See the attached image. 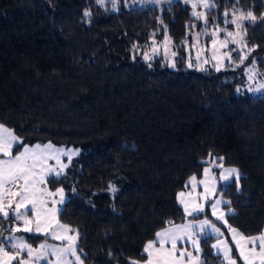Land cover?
Segmentation results:
<instances>
[{
  "label": "trees",
  "instance_id": "1",
  "mask_svg": "<svg viewBox=\"0 0 264 264\" xmlns=\"http://www.w3.org/2000/svg\"><path fill=\"white\" fill-rule=\"evenodd\" d=\"M216 2L210 32L234 31L223 22L234 5L264 14V0ZM192 11L184 0H0V123L26 143L81 149L50 184L66 193L59 220L78 232L84 264H128L165 221L184 222L177 193L209 153L241 171V190L222 191L229 225L264 230V95L243 88L237 52L216 70ZM245 24L264 67V22ZM214 240L201 241L206 264H221Z\"/></svg>",
  "mask_w": 264,
  "mask_h": 264
},
{
  "label": "snow or ice",
  "instance_id": "2",
  "mask_svg": "<svg viewBox=\"0 0 264 264\" xmlns=\"http://www.w3.org/2000/svg\"><path fill=\"white\" fill-rule=\"evenodd\" d=\"M97 3L102 5L104 0H97ZM184 3H191L192 18L196 21L203 20L205 25L209 23L210 10L218 6L216 0H195V2L184 0ZM236 3L238 4L239 0H236ZM198 7L207 11H197ZM84 15L89 16L90 13L85 11ZM229 15L232 17L230 20L227 19ZM223 17L224 24L233 25L234 31L217 25L215 31L204 33L212 37V59L217 61V71L223 67L225 59L234 62L233 51L238 54L239 64L249 59V55L255 49L248 46L246 39L248 28L245 22L250 25H255L258 21L264 22V14L257 17L252 10L244 12L235 5L233 11L231 13L225 11ZM221 32L225 33L223 39H220ZM165 41L170 42L168 37H165ZM229 44L237 47L222 52L221 49H227ZM145 59L151 57L145 55ZM256 63L257 61L253 59L251 66L245 70L249 81H254L259 75L255 68ZM248 90L264 91V83H258L255 88L249 86ZM77 154L78 150L57 148L51 143L43 145L37 143L30 146L24 143L14 130L0 123V222L11 219L20 223H16L9 231H22L45 237L44 242L38 247H33L23 236H5L0 240V264H41L42 261L45 264H84L78 252V232L70 225L61 223L57 218L62 211L57 205L65 203L64 189L60 187L51 191L48 188L50 181L58 183L59 178L66 175L65 170L69 168L73 156ZM62 157H67V163ZM224 159L209 153V158L200 162L206 165L203 167V178L197 179L195 174L190 176L184 187H190L191 190L178 192L176 199L183 207L184 214L192 217L203 213L205 204L211 201V215L227 225L237 255L233 254V248L228 240L220 238L224 233L212 220L193 219L183 224L167 220L164 226L155 232L154 237L144 244L138 254L140 258H127L128 264H206L200 255L202 253L200 245L201 240L206 243L207 239L211 238L216 240L211 248L216 250L215 255L221 257V264H239V262L264 264V230L257 235L247 236L231 227L226 219L227 215H234L230 206L231 201L222 198L213 199L218 191L226 190L233 183L237 191L241 190L240 171L234 167H224ZM49 161H55V164H50ZM214 170H219L218 177ZM198 186H203V192H197ZM110 188L112 192L117 191L111 185ZM57 196L58 200L55 199ZM221 205L227 206V212L220 210ZM49 238L60 241L61 244H49L47 243ZM186 243L191 245L192 250L185 246Z\"/></svg>",
  "mask_w": 264,
  "mask_h": 264
},
{
  "label": "rangeland",
  "instance_id": "3",
  "mask_svg": "<svg viewBox=\"0 0 264 264\" xmlns=\"http://www.w3.org/2000/svg\"><path fill=\"white\" fill-rule=\"evenodd\" d=\"M126 1H128V4L130 3V4H152V3H159V2H161V1H163V0H126ZM192 2H195V0H192ZM198 9V8H197ZM196 9V10H197ZM198 11H205V9L203 8L202 9V7H201V9H198ZM197 23H202V27L199 29V28H196V29H194V31L192 32V34L194 35V37H195V40H194V43H195V45L196 46H198V44H200L201 43V40L202 39H205L206 38V35L204 34L205 33V31H207V32H209L210 33V28H208V27H206V25H205V23L203 22V20H200V21H197ZM234 30H235V27H234ZM221 39V38H220ZM193 45V44H192ZM233 48H236L235 47V45H233V44H229L228 45V48L227 49H221V51L222 52H224V51H229L230 49H233ZM209 49H210V56L212 57V52H213V46H212V43H211V45H210V47H209ZM170 51V48H167L166 49V47H165V45H164V49L160 52V54L161 55H164L165 57H167V53ZM157 52L158 51H155L154 52V54H157ZM233 52H235V51H233ZM233 52H232V56H233ZM198 54H200V53H198ZM150 56V55H149ZM155 56V55H154ZM215 61V60H214ZM228 60L227 59H225L224 61H223V65L227 62ZM252 59L249 57V59L248 60H246V61H244V65H248V66H244V71L246 70V68H248V67H250L251 65H249V64H251L252 63ZM256 61H258V60H256ZM216 62V64H217V61H215ZM241 65H243V64H241ZM240 66V65H239ZM255 68H256V71L259 73V75L255 78V80L254 81H249L248 80V75H247V73H246V71H245V76H244V86H243V88H245L246 89V91L247 92H249V93H252V94H255V95H264V91H261V92H253V91H249L248 90V88H249V86H251L252 88H255L256 87V85L258 84V83H264V67H262L260 64H258L257 65V63H256V65H255ZM7 127V126H6ZM9 128V127H8ZM16 134V133H15ZM17 135V134H16ZM18 136V135H17ZM20 137V136H19ZM20 138H22V137H20ZM22 140H23V138H22ZM24 141V140H23ZM24 143H26V142H24ZM37 143H39V144H47V143H50V142H36V143H26V144H28V145H35V144H37ZM51 144H53V143H51ZM53 145H55V144H53ZM57 148H64V149H72V150H78V154L77 155H75V156H73V158H72V160L75 158V157H77L79 154H80V152H81V149L80 148H78V147H73V146H70V147H68V146H58V145H55ZM22 150V149H21ZM62 160L65 162V163H67V157H62ZM49 163L50 164H55V161H49ZM224 167H226V168H229V167H234V166H224ZM234 168H237V167H234ZM238 169V168H237ZM239 170V169H238ZM66 171V170H65ZM215 172H216V175H217V177L219 176V170H214ZM240 171V170H239ZM240 173H241V171H240ZM201 178H203L202 176L201 177H198L197 176V179H201ZM48 188L51 190V191H55L56 189H54V188H52V186H51V184H50V182L48 183ZM191 189H190V187L189 188H185V189H183V190H181V191H190ZM197 192H203V186H198L197 187ZM64 197H65V201H66V199H67V196H66V193H65V191H64ZM216 198H222V199H224V200H227L225 197H224V195H223V193H222V191H218L216 194H215V196L213 197V199H216ZM55 199H59V197L57 196V197H55ZM65 204V203H64ZM64 204H62V205H57V207H59V208H63V206H64ZM210 204H211V201H209L207 204H205V211L203 212V213H200V214H198L196 217H192V216H186V219H185V221L184 222H182V223H178V224H183V223H187L188 221H191V220H193V219H197V220H202V219H205V218H208V219H210V220H212L214 223H216L217 224V227H220L221 228V231L224 233V236L223 237H220L221 239H227L228 240V242H229V244H230V246L233 248V254L234 255H237V252H236V249H235V245L232 243V239H231V234H230V232H229V230H228V227H227V225H224L221 221H217L216 219H215V217H213L212 215H211V208H210ZM220 210L221 211H224V212H227V207L225 206V205H221V208H220ZM58 219H59V215H58V217H57ZM226 219H227V224L229 225V222H228V215L226 216ZM60 221V220H59ZM61 222V221H60ZM16 223H20V222H14V221H12L11 219L10 220H8V224H7V226L5 227V229H2L1 231H0V240H3V238L5 237V236H12V235H16V236H23V237H25V239L27 240V242L28 243H30L33 247H38L39 246V244L40 243H42V242H44V240H45V237L43 236V235H39V234H36V235H33V234H30V233H24V232H12V231H9V229H12V228H14L15 227V224ZM62 223V222H61ZM64 224V223H63ZM34 227V226H33ZM71 234H76V233H71ZM257 235V234H256ZM247 236H253V235H247ZM202 241V240H201ZM216 242V240H214L213 241V244ZM47 243H49V244H55V245H60L61 244V242L60 241H57V240H52V239H48L47 240ZM77 244H78V240H77ZM185 246L186 247H188L189 248V250H192L191 249V245L190 244H185ZM201 246V245H200ZM215 251L216 250H214L213 249V252L215 253ZM200 255H201V257H202V254L200 253ZM50 259H51V257H50ZM220 259H221V257H220ZM41 264H45V262H41Z\"/></svg>",
  "mask_w": 264,
  "mask_h": 264
}]
</instances>
